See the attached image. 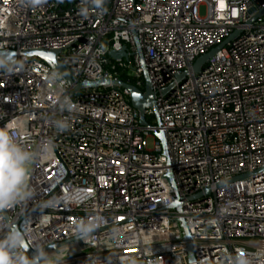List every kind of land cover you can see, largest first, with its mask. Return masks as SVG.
Wrapping results in <instances>:
<instances>
[{
    "label": "built area",
    "instance_id": "1",
    "mask_svg": "<svg viewBox=\"0 0 264 264\" xmlns=\"http://www.w3.org/2000/svg\"><path fill=\"white\" fill-rule=\"evenodd\" d=\"M121 47L127 60L107 58ZM34 50L58 51L73 83L123 76L140 89L144 70L157 123L145 109L141 126L121 88L73 93L23 56L0 68V129L28 151L53 146L30 167L31 198L2 210L30 251L87 222L86 239L48 253L62 264H190L182 219L192 264H264V0H0V51Z\"/></svg>",
    "mask_w": 264,
    "mask_h": 264
},
{
    "label": "clouds",
    "instance_id": "2",
    "mask_svg": "<svg viewBox=\"0 0 264 264\" xmlns=\"http://www.w3.org/2000/svg\"><path fill=\"white\" fill-rule=\"evenodd\" d=\"M26 2L39 4L42 0ZM103 2L94 0L98 7ZM0 68L12 70V62L2 54ZM52 149L49 143L44 152L28 151L11 133L0 129V211L14 208L31 198L32 193L28 187L30 167L38 158L50 156ZM93 230V225L87 222L76 225V233L80 238L86 239ZM26 247L25 233L0 217V264H62L58 254L52 256L43 248H37L29 256Z\"/></svg>",
    "mask_w": 264,
    "mask_h": 264
},
{
    "label": "water",
    "instance_id": "3",
    "mask_svg": "<svg viewBox=\"0 0 264 264\" xmlns=\"http://www.w3.org/2000/svg\"><path fill=\"white\" fill-rule=\"evenodd\" d=\"M262 11L263 10H260L259 14H261ZM254 19H255V17L250 19L248 23H251ZM240 32H241V30H239V29L234 30L219 45H217L213 49L209 50L204 55L195 59L191 65V67H190V71L193 74H197L199 72V70L207 63L208 59L212 56V54L214 52L218 51L224 45H226L230 40L234 39ZM0 54L7 56V58L12 62V67H13V65L16 61V58L18 56H23L27 59H36V60L40 61L41 63L46 65L54 75L60 76L65 81L66 85L71 89V91L73 93H75L81 89H84V88L89 89V88H96V87L107 86V85H111V86L126 90L128 93L129 105L138 114L139 124L143 127L147 126V124L144 120V115H143V112L145 109H149L152 112V116H153L155 122L157 123V115H156V108H155V102H154L155 93L151 89V84H150L148 77H147L144 70L142 71L143 87H142V91H141L138 88L134 87L133 85L123 83L122 81H120L118 79L111 80V81H107L105 79H99L97 82H94V83H89V82L73 83L72 80L70 79L69 73L63 68V66L57 60L58 51L34 50V51L21 52L19 54H16L13 51H0ZM136 54L138 56L139 63L141 65V67L143 68V57H142L141 51L139 49H137ZM106 55H107V58L109 60H112V61H117L120 59L127 60V54L125 53L124 47H121L120 50L117 52L108 51ZM186 75H187L186 71L176 74L174 76L176 83H180V81H182ZM172 86H173V84H171L169 86V88H171ZM162 92H164V91H162ZM154 137L160 143V148H161L162 152L165 154V144H164V139H163L162 134L154 133ZM166 177L169 180V184L173 188L172 177H171V174L169 172H167ZM207 193H208V190L207 189L204 190V194L206 195ZM198 196H200V195H196V197H198ZM192 199H193V197L190 198V200H192ZM169 208L174 209L177 212L179 211V205H178V202L176 199L173 200V202L170 204ZM0 213H1L2 217L5 219V221H7L8 219H7V216L5 215V213L3 211H0ZM178 223H179V226H180V228L182 230V234H183L184 252L186 254L187 262L192 264L193 257H192V252H191V248H190V244H189L190 238H189V235L187 233L186 226H185L182 219H178ZM13 224L16 226L15 223H13ZM81 239L82 238L77 237L74 239L67 240L65 242L52 244V245L44 248V251H46L47 253L48 252H56L59 248L68 246V245L73 244L75 242L79 243ZM26 253L29 256H31L33 252L30 251L26 247Z\"/></svg>",
    "mask_w": 264,
    "mask_h": 264
},
{
    "label": "rangeland",
    "instance_id": "4",
    "mask_svg": "<svg viewBox=\"0 0 264 264\" xmlns=\"http://www.w3.org/2000/svg\"><path fill=\"white\" fill-rule=\"evenodd\" d=\"M204 15H205V7L201 6V7L198 8V16L199 17H203ZM146 121L148 123H152V119H150V118H147ZM150 145H151V141H148L147 142V146L149 147Z\"/></svg>",
    "mask_w": 264,
    "mask_h": 264
},
{
    "label": "trees",
    "instance_id": "5",
    "mask_svg": "<svg viewBox=\"0 0 264 264\" xmlns=\"http://www.w3.org/2000/svg\"><path fill=\"white\" fill-rule=\"evenodd\" d=\"M121 81H125V79H124V77L123 76H119L118 77ZM128 84H130V85H132V82L131 81H128ZM139 90H141L142 91V88H140Z\"/></svg>",
    "mask_w": 264,
    "mask_h": 264
}]
</instances>
